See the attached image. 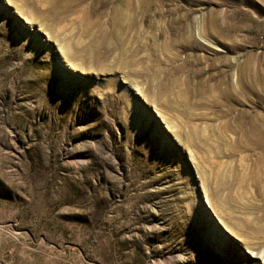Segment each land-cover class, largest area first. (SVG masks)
<instances>
[{"label":"rangeland","instance_id":"1","mask_svg":"<svg viewBox=\"0 0 264 264\" xmlns=\"http://www.w3.org/2000/svg\"><path fill=\"white\" fill-rule=\"evenodd\" d=\"M241 114L264 137V0H0V264H264Z\"/></svg>","mask_w":264,"mask_h":264},{"label":"bare ground","instance_id":"2","mask_svg":"<svg viewBox=\"0 0 264 264\" xmlns=\"http://www.w3.org/2000/svg\"><path fill=\"white\" fill-rule=\"evenodd\" d=\"M134 1L135 0H120V3L122 4V5H125L126 7H128L129 9L131 8H133L134 7ZM146 1V0H145ZM148 2H149V0H148ZM145 5H147V4H145ZM145 8V7H144ZM146 10V9H145ZM103 11V10H102ZM112 11H113V14H112V16H111V18L109 19L110 20V22H111V24L112 25H114V26H116L117 27V30H118V32L119 31H122L123 29H122V27L125 25V24H123V22L124 21H127V24H128V27H129V25H131V24H133L132 22H133V17H130L129 15L127 16V15H125V13L122 11V9L121 8H119V5L118 6H115V7H113V9H112ZM147 11V10H146ZM133 14L135 13V12H132ZM134 16V15H133ZM85 21V20H84ZM86 29L87 30H89V24H90V22H87V19H86ZM134 25V24H133ZM131 28V27H130ZM113 29L114 28H112L111 30L110 29H105V28H103V29H101L100 30V33L98 32V34H97V37H95V38H98L99 40L97 41L98 43H96V45H95V47H103V48H107L108 47V45H111V42H110V39H109V37H111V38H116V40H117V44H116V48L119 50V53L120 54H123L126 50H125V48H124V36H122V32L119 34V36H118V34H117V32H115V31H113ZM96 41V40H95ZM113 43V44H114ZM65 46V45H64ZM94 47V46H93ZM68 49V48H67ZM67 49H64V55L65 56H67V57H69L68 55L70 54L69 53V51L67 50ZM67 50V51H66ZM98 53V55H100V54H102V52H97ZM131 55V54H130ZM126 62V61H125ZM129 62H131V63H133V60H130ZM125 63H123V65H124ZM246 121L244 120V114H241V117L239 118V131H240V133L241 134H239V136L240 135H242V138H243V140L244 139H247L248 138V136L250 135V136H252V138H254L256 141H257V143L258 144H260L261 142H262V139L264 138L263 137V129L261 130V127L260 126H256V127H254V128H251V129H248V128H246ZM249 123V122H248ZM248 125V124H247ZM259 125H261V124H259ZM252 126H254V125H252ZM248 127V126H247ZM263 128V127H262ZM236 129H238V128H235V130ZM196 132V131H195ZM249 136V137H250ZM239 138V137H238ZM251 138H249L248 140H250ZM238 140V139H237ZM234 141H235V138H234ZM245 141V140H244ZM243 141V142H244ZM247 141V140H246ZM256 141H255V143H256ZM242 142V143H243ZM249 142H251V140L249 141ZM235 143V142H234ZM248 143V141L246 142V144ZM256 143V144H257ZM249 144V143H248ZM260 160H262L261 159V157L259 158ZM262 163V162H261ZM261 175V174H260ZM262 176H264V175H261V177ZM236 178V177H235ZM254 178V177H253ZM252 178V179H253ZM259 178H260V176H259ZM264 178V177H263ZM255 179H256V177H255ZM258 179V178H257ZM261 179V178H260ZM256 182H257V180H255ZM259 181V180H258ZM264 181V180H263ZM219 182V185L220 186H224V185H226L227 184V182L223 179V178H221L220 177V180L218 181ZM259 184V183H258Z\"/></svg>","mask_w":264,"mask_h":264}]
</instances>
